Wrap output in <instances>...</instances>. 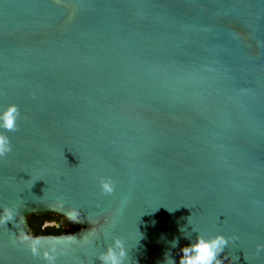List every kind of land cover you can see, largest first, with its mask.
I'll list each match as a JSON object with an SVG mask.
<instances>
[{"label": "water", "instance_id": "obj_1", "mask_svg": "<svg viewBox=\"0 0 264 264\" xmlns=\"http://www.w3.org/2000/svg\"><path fill=\"white\" fill-rule=\"evenodd\" d=\"M9 103L21 115L0 158V205L17 212L0 227L3 264H43L12 233L60 216L57 198L80 208L78 239L107 233L57 264H101L113 235L130 264H179L218 232L223 264H264V0H0ZM56 236L41 244L67 243Z\"/></svg>", "mask_w": 264, "mask_h": 264}, {"label": "clouds", "instance_id": "obj_2", "mask_svg": "<svg viewBox=\"0 0 264 264\" xmlns=\"http://www.w3.org/2000/svg\"><path fill=\"white\" fill-rule=\"evenodd\" d=\"M20 115L17 104L9 103L7 106L0 105V158H3L12 151V143L7 133L17 129V121ZM99 188L102 194L111 196L115 191V183L111 177L102 176L99 178ZM124 203H126V198L122 201V206ZM49 207L58 212L63 220L69 223H80V208L73 206L65 209V201L63 198L55 199ZM58 209L63 211H57ZM168 210L171 212L173 209ZM16 215L17 212L12 206L0 205V227L6 226V223L13 220ZM24 219V217H21L19 223H22ZM89 221L92 223L91 220ZM188 223L190 224V217L188 218ZM180 230L182 232L185 231L184 228ZM136 231L138 233V241L141 238V234L138 230ZM192 231L196 230L192 228ZM102 234L105 238L107 237V233H102V230H98L93 225L91 230L79 239L73 234L61 233L56 238L63 237L67 242L66 244L60 246L56 242H50L47 246H44L41 244L40 235L33 231L26 232L21 230L18 235L12 233L15 242L25 245L32 257L37 260H42L43 264H57L58 256L63 253L69 244H88L91 246L95 244L96 240L100 239ZM231 239H235V237ZM229 241L230 238L223 233L218 232L207 238L198 233L194 241L182 248L179 264H223V261L218 256L228 246ZM176 243L177 241L173 240L172 246L175 247ZM261 251H264V244L257 245V253ZM128 252L129 249L124 240L118 235H113L111 242L107 243L105 248L98 251L96 257L101 261V264H130ZM225 259H227L226 256ZM169 262L170 264H175L171 257L167 258L166 264H169ZM0 264H3L2 260H0Z\"/></svg>", "mask_w": 264, "mask_h": 264}, {"label": "trees", "instance_id": "obj_3", "mask_svg": "<svg viewBox=\"0 0 264 264\" xmlns=\"http://www.w3.org/2000/svg\"><path fill=\"white\" fill-rule=\"evenodd\" d=\"M53 219L57 221V223L60 226L68 227L69 231L67 232L68 234H71L77 230H79L81 227L74 224V223H69L61 218V216L54 215V214H47V215H40V216H35V215H29L27 216V220L29 223V226L31 228V231L38 235H47L50 234L52 231L50 229L42 230L41 226L38 224L39 222H43L45 220Z\"/></svg>", "mask_w": 264, "mask_h": 264}, {"label": "flooded vegetation", "instance_id": "obj_4", "mask_svg": "<svg viewBox=\"0 0 264 264\" xmlns=\"http://www.w3.org/2000/svg\"><path fill=\"white\" fill-rule=\"evenodd\" d=\"M38 224L41 226L42 230L50 229L52 231L47 235H60L61 233L68 234L67 232L69 231L68 227H64L63 225L60 226L57 221L53 219L45 220L41 223L39 222Z\"/></svg>", "mask_w": 264, "mask_h": 264}]
</instances>
